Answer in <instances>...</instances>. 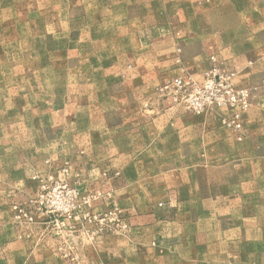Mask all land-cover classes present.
Listing matches in <instances>:
<instances>
[{
    "label": "rangeland",
    "instance_id": "1",
    "mask_svg": "<svg viewBox=\"0 0 264 264\" xmlns=\"http://www.w3.org/2000/svg\"><path fill=\"white\" fill-rule=\"evenodd\" d=\"M249 1L0 0V246L16 247L10 264H264L263 161L208 170L196 199L180 193V222L158 239L135 220L152 215L136 204L148 193L116 161L135 143L138 110L151 122L153 105L183 109L160 90L196 79L187 42L233 32L232 10ZM254 2L259 15L264 0ZM208 58L201 81L233 75L251 108L253 91L218 52Z\"/></svg>",
    "mask_w": 264,
    "mask_h": 264
},
{
    "label": "crops",
    "instance_id": "2",
    "mask_svg": "<svg viewBox=\"0 0 264 264\" xmlns=\"http://www.w3.org/2000/svg\"><path fill=\"white\" fill-rule=\"evenodd\" d=\"M251 2L244 8L232 10L238 13L234 20L231 19L233 23L229 28L236 26L239 33L235 27L233 32H217V37L206 36L205 33L188 41L189 50L185 49V63L196 80L201 81L208 71L209 54L218 52L220 61L236 72V85L253 91L252 106L242 117L245 140L242 143L234 141L218 113L195 117L176 106L158 103L151 107V122L144 120L143 110H138L142 113V122L137 119L135 143L124 146L125 151L117 152V162L127 161L122 169L124 176H129L127 182L136 181L134 191L149 195L141 204L135 202L137 198L128 199L137 207L151 209L152 215L146 217L143 214L135 219L143 236L152 234V238H163L160 236L163 227L176 226L180 222L173 219L175 207L182 199L180 193H185V201L196 199L195 193L202 189L208 170L223 171L228 166L227 161L240 159L259 160L264 165V4L263 11L255 15L253 12H258V8L253 7L257 3ZM232 6L236 7L235 4ZM223 16L227 19L228 15ZM201 31L207 32V28ZM104 138L105 154L108 150L112 153L111 139ZM112 156L106 159L112 161ZM145 175L149 176L140 185L138 180ZM130 176H135V179L131 180ZM178 236L185 239L187 235L182 231ZM15 249L13 243L0 246V264H10L7 256Z\"/></svg>",
    "mask_w": 264,
    "mask_h": 264
},
{
    "label": "built area",
    "instance_id": "3",
    "mask_svg": "<svg viewBox=\"0 0 264 264\" xmlns=\"http://www.w3.org/2000/svg\"><path fill=\"white\" fill-rule=\"evenodd\" d=\"M232 78L233 75L214 73L202 81H197L188 76L166 84L160 91L162 96L191 115L219 113L225 126L240 133L241 118L250 108L252 94L248 89L236 87Z\"/></svg>",
    "mask_w": 264,
    "mask_h": 264
}]
</instances>
